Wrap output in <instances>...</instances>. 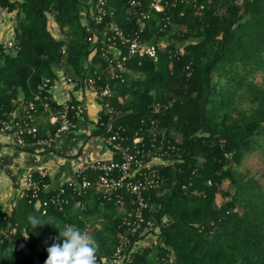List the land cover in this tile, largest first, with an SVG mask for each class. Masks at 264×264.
I'll list each match as a JSON object with an SVG mask.
<instances>
[{
    "label": "trees",
    "instance_id": "obj_1",
    "mask_svg": "<svg viewBox=\"0 0 264 264\" xmlns=\"http://www.w3.org/2000/svg\"><path fill=\"white\" fill-rule=\"evenodd\" d=\"M131 1L107 0L113 15L97 25L81 18V0H0L1 9L17 11L19 46L14 53L0 46V111H15L20 96L26 102L41 92L51 97L42 87L46 81L54 85L55 68L64 60L82 80L96 70L104 74L110 65L102 57V34L111 23L125 34L136 30L139 12ZM201 2L203 10H171L168 24L153 12L142 42H165L158 60L134 57L124 82L111 81L110 101L129 143L144 122L156 119L184 151L177 169L163 170L165 185L154 198L161 205L157 220L167 219L155 235L157 248L147 245L126 264H264V186L241 169L248 154L264 151V0ZM49 16L62 39L53 36ZM90 174L88 179L98 181ZM34 180L42 184L38 198L29 192L9 212L0 205V264H45L59 230L51 224L33 229L28 215L81 230L92 215L90 191L80 198L68 190L71 203L60 210L50 202L58 189L45 192L48 178L35 174ZM79 200L86 209L76 206ZM102 205L106 229L89 234L96 253L111 257L121 220L113 219L114 202Z\"/></svg>",
    "mask_w": 264,
    "mask_h": 264
},
{
    "label": "built area",
    "instance_id": "obj_2",
    "mask_svg": "<svg viewBox=\"0 0 264 264\" xmlns=\"http://www.w3.org/2000/svg\"><path fill=\"white\" fill-rule=\"evenodd\" d=\"M181 5H192L199 10L205 8L201 0H149L147 5L143 0H132L131 7L139 12L136 30L125 34L117 24L111 23L102 34L106 43L102 57L109 62L110 67L104 74L96 70L83 80L87 91L99 102L101 114L98 130L114 157L81 166L76 171L75 179L62 184L50 202L60 210L70 205L68 190L83 198L94 187V183L86 177L88 173L98 174V184L101 188L98 199L101 204L114 202L121 206L125 203L126 197L132 200V211L118 225L119 243L113 255L101 257L96 253V264L128 263L142 239L150 234L158 235L163 224L167 222L165 218L157 220L161 205L157 204L154 198L161 195L165 185L163 170L168 167L177 169L183 162L184 151L167 136L165 130H159L156 119L150 123L144 122L136 137L129 143L123 136L125 129L118 124L116 110L110 101L111 81L124 82L126 64L134 57L148 58L155 62L158 60V53L164 50L165 42L151 44L142 42L145 21L156 12L162 14L165 23L168 24V13ZM0 10L8 11L1 8ZM92 14L93 21L101 25L107 17L113 15V12L107 8V0H92ZM0 46L5 51L19 50L18 44L12 41L0 40ZM52 87L46 81L42 89L50 95ZM49 98L43 97L41 92L32 102H26L15 112L0 111V132L10 136L18 148L52 149L63 134L78 129V110L72 100L62 104L54 121L58 125L57 129L48 137H39V129L34 122L39 112V104L46 112H52V107L46 102ZM35 174H38L40 180L48 176L45 169L29 168L28 183L26 188L21 190L20 197L31 192L33 197L38 198L42 192L41 181L34 180ZM43 187L46 188L45 185ZM76 206L81 210L86 209V203L82 200H79ZM90 229V226H86L82 231L90 233Z\"/></svg>",
    "mask_w": 264,
    "mask_h": 264
},
{
    "label": "crops",
    "instance_id": "obj_3",
    "mask_svg": "<svg viewBox=\"0 0 264 264\" xmlns=\"http://www.w3.org/2000/svg\"><path fill=\"white\" fill-rule=\"evenodd\" d=\"M92 15V0H81V18L88 24ZM49 21L53 36L56 39H62L54 19L49 16ZM16 23L17 11L0 10L1 41L16 42ZM55 73L57 78L50 91L51 99L58 107L70 100L75 102L78 110V129L63 134L52 149L18 148L10 136L0 132V205L4 210L8 207L12 209L14 201L20 198L17 194L18 189L26 188L29 168L47 170L49 184L45 192H52L65 182L75 179L76 171L81 166L98 160H110L114 157L112 151L104 144L98 130L101 107L97 99L87 91L82 78L75 75L66 64V60L55 68ZM25 103L26 100L20 96L15 111ZM57 117V112L53 109L52 112L39 110L34 122L39 129V137L45 138L54 132L57 126L54 121ZM95 174L92 173L88 177ZM96 176L98 177V174ZM93 183L94 187L87 201L88 209H92V215L88 218L86 226H90L91 231L97 233L106 229L109 218L106 206L99 203L101 188L98 181ZM132 206V200L127 197L123 205H116L114 221L127 217L132 211ZM108 212L112 213L110 210ZM117 243L118 240L111 243L109 249L115 250ZM150 244L157 248L158 242L155 235L150 234L142 239L137 251Z\"/></svg>",
    "mask_w": 264,
    "mask_h": 264
},
{
    "label": "clouds",
    "instance_id": "obj_4",
    "mask_svg": "<svg viewBox=\"0 0 264 264\" xmlns=\"http://www.w3.org/2000/svg\"><path fill=\"white\" fill-rule=\"evenodd\" d=\"M27 220L33 229L51 224L59 230V235L51 238L53 243L47 248L45 264H96V243L87 231L73 224L44 222L32 214Z\"/></svg>",
    "mask_w": 264,
    "mask_h": 264
},
{
    "label": "rangeland",
    "instance_id": "obj_5",
    "mask_svg": "<svg viewBox=\"0 0 264 264\" xmlns=\"http://www.w3.org/2000/svg\"><path fill=\"white\" fill-rule=\"evenodd\" d=\"M12 53H14V51H12ZM241 169L244 171H248L251 176H254L264 186V151L257 150L254 153L248 154L243 161V166L241 167ZM18 190L19 192L17 194L19 196L22 189ZM10 208L11 207H8V209L5 210L9 212L10 210H12Z\"/></svg>",
    "mask_w": 264,
    "mask_h": 264
}]
</instances>
